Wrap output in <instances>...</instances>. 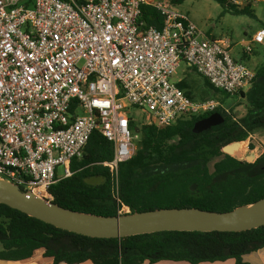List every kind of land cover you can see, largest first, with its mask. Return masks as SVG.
Wrapping results in <instances>:
<instances>
[{
	"label": "built area",
	"instance_id": "2783aa9c",
	"mask_svg": "<svg viewBox=\"0 0 264 264\" xmlns=\"http://www.w3.org/2000/svg\"><path fill=\"white\" fill-rule=\"evenodd\" d=\"M142 5L160 12V27L140 19ZM255 45L264 47L263 27L243 40L242 55ZM181 63L229 95L256 73L170 0H0V179L51 200L48 188L71 175V160L98 130L112 146L101 164L117 182L136 149L133 124L163 127L223 107L172 80ZM117 213L129 207L117 203Z\"/></svg>",
	"mask_w": 264,
	"mask_h": 264
},
{
	"label": "trees",
	"instance_id": "16d2710c",
	"mask_svg": "<svg viewBox=\"0 0 264 264\" xmlns=\"http://www.w3.org/2000/svg\"><path fill=\"white\" fill-rule=\"evenodd\" d=\"M170 1L179 4L182 0ZM214 1L222 13L253 15L249 7ZM140 19L160 27L162 15L142 5ZM177 85L183 90L187 87L184 80ZM236 94L245 114L236 119L217 108L213 112L220 113L223 121L198 133L192 131L193 124L213 112L177 119L163 127L133 124L134 132L139 128L137 148L119 164L117 182L101 164L111 158L112 146L98 130L93 131L81 156L71 160V175L48 188L51 201L69 210L104 216L119 215L117 203L128 206L129 213L182 207L225 212L252 204L264 196V152L246 161L225 149L257 129L264 130V62L248 89ZM0 245V259L10 261L29 258L40 250L52 264H199L227 259L248 264L244 257L264 248V225L236 232L158 231L96 238L57 228L0 203Z\"/></svg>",
	"mask_w": 264,
	"mask_h": 264
},
{
	"label": "water",
	"instance_id": "95a60500",
	"mask_svg": "<svg viewBox=\"0 0 264 264\" xmlns=\"http://www.w3.org/2000/svg\"><path fill=\"white\" fill-rule=\"evenodd\" d=\"M222 121L223 116L213 112L198 119L193 124L192 131L198 133ZM135 131L139 132V128L136 127ZM236 144L234 142L228 146ZM251 158L249 155L246 161ZM0 203L57 228L96 238H120L158 231L236 232L264 225V196L252 204L225 212L182 207L104 216L63 208L51 200L0 179Z\"/></svg>",
	"mask_w": 264,
	"mask_h": 264
},
{
	"label": "rangeland",
	"instance_id": "374dc122",
	"mask_svg": "<svg viewBox=\"0 0 264 264\" xmlns=\"http://www.w3.org/2000/svg\"><path fill=\"white\" fill-rule=\"evenodd\" d=\"M171 8L177 13L184 14L204 35L213 38H225L230 46L231 55L255 72L264 62V47L262 46L255 45L253 51L247 56L242 55L241 52L243 40L248 39L252 31L259 27L264 28V0L250 6L249 10L252 11L253 15L222 13V7L214 0H182L179 4L171 2ZM181 69L182 66L175 70L172 80L178 81L184 77ZM190 80L194 83L193 86H196L189 91L191 97L195 99H217L222 104V108L234 115L236 119L245 114V107L237 94L229 95L222 91H215L204 82L202 77L195 73L190 75ZM131 112L137 119H142L140 110L131 108ZM263 134V129H257L245 140L237 142L233 147L232 145L228 146L225 152L241 160H246L251 155L250 161H253L257 155L264 152ZM250 145H252V149L249 148ZM135 148H137V143ZM213 161L209 164L210 167Z\"/></svg>",
	"mask_w": 264,
	"mask_h": 264
},
{
	"label": "crops",
	"instance_id": "0c3cea01",
	"mask_svg": "<svg viewBox=\"0 0 264 264\" xmlns=\"http://www.w3.org/2000/svg\"><path fill=\"white\" fill-rule=\"evenodd\" d=\"M254 31H252L249 35H251ZM181 66H182V69H181L182 75H184V77H182L181 79H178V81H175V80L174 81L177 83L181 80H184L187 84V87L184 90H187V91H190L191 89L196 88V86H193L194 83L190 80V75H192V73H195L194 70L187 67L184 63H181L179 67ZM262 136L264 137V134ZM262 145H264V139L262 140ZM0 250H1V247H0ZM244 261H246L248 264H264V248L246 255L244 257ZM0 264H52V260L44 258L42 256V252L40 250H37V251H34L33 254L29 258L22 259V260L10 261V260L0 259ZM59 264H64V263H59ZM79 264H92V263L90 261H84ZM139 264H188V263L172 262V261H158L155 263L142 262ZM199 264H235V262L233 259H227L225 261L212 262V263L203 262Z\"/></svg>",
	"mask_w": 264,
	"mask_h": 264
}]
</instances>
